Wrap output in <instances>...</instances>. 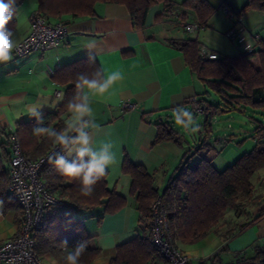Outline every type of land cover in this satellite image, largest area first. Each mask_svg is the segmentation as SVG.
<instances>
[{"label":"crops","instance_id":"crops-1","mask_svg":"<svg viewBox=\"0 0 264 264\" xmlns=\"http://www.w3.org/2000/svg\"><path fill=\"white\" fill-rule=\"evenodd\" d=\"M171 1L181 4L185 0ZM207 1L217 8V14L209 22L212 27L220 28L227 36L231 32H238L249 40L255 50L259 49L258 43L264 40L259 32L263 14L255 10L249 12L239 21V29H235L230 26V20L235 24V18L225 13L226 8L222 4L226 2L240 10L243 3L238 0ZM26 2L23 0L16 16L17 43L29 35L32 16L37 12L35 8L27 18L23 14V18L20 9ZM164 11L165 4L156 3L148 13L146 27L137 30L125 6L100 3L96 5L94 17L63 18L69 33L59 47L45 53L34 52L21 59L13 58L7 64L0 65V126L6 128L8 133L13 132L18 123L36 117L30 114V109L41 115L55 112L63 103L66 87L52 78L62 66L90 57L100 67L108 71H120L123 75V80L114 87L109 99H92L93 120H87L89 127L85 128L90 137L89 147L98 150L102 142H111L116 146L112 151L116 152L117 164L107 169V182L110 189L127 200V205L116 213L105 214L104 207H96L79 215L84 219L92 238V246L101 251L99 258L92 264H97L102 258L109 264L118 246L143 233L137 202L131 195L132 180L123 172L125 158L146 167L154 175L156 186L162 192L185 153L197 145L186 139L183 145L176 142L154 145L158 135L157 123L172 119L173 108L186 105V100L198 96L203 89L201 80L187 65L184 54L172 44L173 40H198L201 43L199 35L181 32L173 22L157 23V17ZM189 22L197 23L192 12H189ZM201 47L206 48L203 43ZM253 63L259 67L257 59ZM56 91H61L62 100L61 96L55 95ZM126 104H136V108L126 109ZM64 119L66 122L70 120V113ZM3 142L7 140L1 138L0 143ZM78 147L71 145L66 152L67 160L76 158L75 150ZM251 151L252 146L247 142L241 150L231 148L215 157L211 155V158L217 169L223 171ZM7 168L10 169L9 163ZM261 209L253 213L252 219ZM18 218L20 213L17 210L4 211L0 205V243L17 233ZM239 221H243V217L232 218L225 227L234 230ZM228 232H212L195 244L181 245L192 264H236L253 258L257 248L264 250V217L234 237H230ZM220 252V261L214 262L213 256ZM44 260L46 264H60L51 257ZM156 264L166 263L164 259L158 258Z\"/></svg>","mask_w":264,"mask_h":264},{"label":"trees","instance_id":"trees-1","mask_svg":"<svg viewBox=\"0 0 264 264\" xmlns=\"http://www.w3.org/2000/svg\"><path fill=\"white\" fill-rule=\"evenodd\" d=\"M23 0H17V11L8 27L17 26L16 16ZM37 12L50 22H65L64 17L76 18L96 16V5L111 3L125 6L131 16L134 28L142 30L150 9L156 3H164L165 11L157 17V23L188 22L189 12L195 14L197 24L207 28L209 21L217 13V8L207 0H185L177 4L171 0H37ZM222 7L230 11L237 19L235 28L249 12L261 11L264 13V0H248L247 4L237 10L229 3L224 2ZM182 11V13L178 12ZM175 13V15H174ZM172 44L185 56L187 65L198 76L206 88L214 91L220 97L219 103L206 98L200 99V105L205 115V135L209 138L212 126L211 120L221 113L252 112L264 113V40L258 43L259 49L254 52L242 50L240 54L231 57L210 59L201 54L202 47L198 40H173ZM258 60L259 67L253 61ZM101 68L94 58L86 57L66 64L53 75V80L66 87L63 103L55 112H45L39 115L43 123L38 124L37 117L17 124L13 132L0 126V139L7 142L0 143V205L4 211L17 210L20 217L23 213L15 196L9 191V170L7 165L12 157L11 137L15 134L19 140L22 152L31 160H38L45 156L55 145L46 136L33 134V129L40 127H54L57 131L65 128L64 117L69 114L68 101L76 93L77 76L81 73L92 75ZM188 104L173 108L175 111L184 109ZM192 108V107H191ZM185 110V109H184ZM191 111L198 112L194 108ZM258 123L251 138L256 145L249 153L241 156L234 164L220 171L208 155L213 147L204 139L195 148L185 153L180 166L169 180L167 187L160 192L156 180L149 170L134 164L128 157L123 164V172L131 177V195L136 199L140 213V229L143 233L136 239L124 243L116 248V255L109 264H156L158 258H163L158 247L154 244L151 233V218L153 205L161 200L167 212L168 224L175 240L179 244H195L210 233L217 232L219 225L229 212L235 213L240 219V202L242 199H251L254 195V176L264 170V122ZM88 122V121H87ZM158 135L154 145L163 142H176L183 145V135L173 122L157 123ZM70 136L77 133L72 131ZM67 149L61 147L59 156L66 158ZM40 177L46 188L55 196L66 201L65 208L49 211L34 232L36 253L41 258L51 257L63 264L64 245L75 247L81 241H88L86 251L81 257L82 264H92L99 256L100 249L91 244L84 219L79 215L96 207H104L105 214L120 211L127 205V200L108 186L107 173L94 186L91 196L81 193L78 180L69 182L62 177L49 162L40 171ZM264 217V208L256 215L253 221L242 224L238 231L229 229L228 235L234 237L242 233L249 226ZM232 219L229 221L231 222ZM20 218L17 225L20 226ZM225 250H222V252ZM213 256L214 262L220 261V254ZM236 264H264V250L257 248L255 256Z\"/></svg>","mask_w":264,"mask_h":264},{"label":"built area","instance_id":"built-area-1","mask_svg":"<svg viewBox=\"0 0 264 264\" xmlns=\"http://www.w3.org/2000/svg\"><path fill=\"white\" fill-rule=\"evenodd\" d=\"M225 13L232 17L228 9ZM176 29L195 33L200 26L197 23L177 22ZM68 33L67 23L50 22L36 12L32 16L31 31L26 38L18 42L14 58L21 59L34 52L45 53L57 48L65 41ZM228 37L242 50L250 53L255 51L249 40L238 32H231ZM201 54L210 59L218 58L216 54L209 53L203 48ZM61 94V91L55 92L58 97ZM186 103L196 112L203 114L198 96L189 98ZM124 108L134 110L136 104H126ZM61 151V147L55 145L45 156L34 161L24 155L17 136L12 135L9 191L15 196L23 213L17 233L9 240L0 243V264H46L45 260L36 253L34 232L39 229L44 216L49 211L65 208L66 201L53 195L46 188L40 177V171L48 163L50 156L60 155ZM151 233L153 242L160 250L166 264H192L190 256L184 252L169 228L167 212L161 200L153 205Z\"/></svg>","mask_w":264,"mask_h":264},{"label":"clouds","instance_id":"clouds-1","mask_svg":"<svg viewBox=\"0 0 264 264\" xmlns=\"http://www.w3.org/2000/svg\"><path fill=\"white\" fill-rule=\"evenodd\" d=\"M16 11L17 0H0V65L13 60L18 49L16 34L13 28L8 27ZM122 80L120 71H108L103 67L98 68L92 75L79 74L75 84L77 91L67 103L71 119L66 122L65 128L57 131L51 126H37L33 129L34 135L46 136L56 146L67 149L70 144L79 145L75 150V159L69 161L64 156L52 155L48 162L69 182L78 180L84 196H91L94 186L105 176L107 169L117 164L116 152L112 151L116 146L111 142H102L98 150L89 147L90 137L85 128L89 127L87 120H93L91 101L95 97L109 99L113 95L114 87ZM30 114L37 117L38 124L43 123L34 109H30ZM172 119L179 128L191 133L200 131V127L194 124L193 114L188 110H173ZM72 131L77 133L75 137L69 135ZM87 245L88 241H81L73 248L64 245L63 264H82L81 257Z\"/></svg>","mask_w":264,"mask_h":264},{"label":"rangeland","instance_id":"rangeland-1","mask_svg":"<svg viewBox=\"0 0 264 264\" xmlns=\"http://www.w3.org/2000/svg\"><path fill=\"white\" fill-rule=\"evenodd\" d=\"M238 1L240 3H243L244 6L248 2V0H238ZM37 4H38L37 0H27L26 4L23 7H21L20 14L22 16L24 14L25 18H27L30 13L34 12L35 8L38 9ZM257 12L263 14L264 16L263 12L261 11H257ZM215 15L213 17H215ZM187 23H191V22L188 21ZM230 26L231 27L235 26V24L231 23V20H230ZM238 26L239 25H237L235 29H239ZM259 32L264 36V20L261 26L259 24ZM195 33L199 35L201 43H203L206 46V48L209 49V51L206 48L203 49L207 50L209 53L216 52L220 57H225V56L231 57L240 54V52H242L241 48H239V46L235 42L229 39L226 32H223L222 30H220V28L212 27L211 24L207 28H201ZM201 84L203 86V89L198 95V98L200 99L206 98L207 100H210L214 103H219L220 97L216 95L214 91L210 90L209 88H206L203 85V83ZM191 109L192 108L190 106L185 110H188L193 114V121L195 126L200 127L199 132L191 133L188 130H184L182 128L177 127L174 124L173 119H169V120L172 121L174 126L181 131L183 138L190 141L192 144H198L203 139L204 141L207 140L213 147L212 153L208 155L209 159H212L211 155L215 157L216 155L225 153L227 150H230L231 148L241 150V148L245 147V144L247 142L251 144L252 150L255 147L256 140H254L250 136L252 133H254L255 128L258 126V123L255 122L253 119L255 118L259 122H264V113H259V112L256 113L248 110L246 112H232V113L218 114L216 115V117H214L211 120L212 130L209 138H207L205 135V127H204L205 115H203L201 112L196 115L195 112L191 111ZM195 147L196 146H194V148ZM230 166L231 165L227 166L226 168ZM226 168H224V170ZM253 184H254L253 198L248 200L242 199L240 202V214H242V216L244 217H243V221H239V223L236 226H234V231L239 230L242 222H246V223L249 222L253 218V213L255 214L259 209H261L262 204H264V170H261L254 176ZM234 214L235 213L233 212L228 213V215L223 219V221L219 225L218 229H216L218 233L224 234L226 231H228L229 227H225V226H228L229 224L228 222L235 217ZM180 246L183 249L181 244ZM185 249H189V247H185ZM97 264H107V261L102 258L100 261L97 262Z\"/></svg>","mask_w":264,"mask_h":264}]
</instances>
